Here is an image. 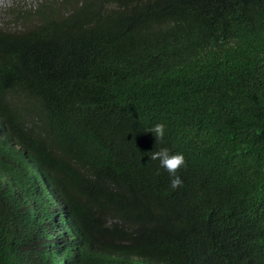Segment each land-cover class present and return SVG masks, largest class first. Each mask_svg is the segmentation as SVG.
<instances>
[{
	"label": "trees",
	"instance_id": "obj_1",
	"mask_svg": "<svg viewBox=\"0 0 264 264\" xmlns=\"http://www.w3.org/2000/svg\"><path fill=\"white\" fill-rule=\"evenodd\" d=\"M64 1L0 30V125L82 219L67 264H264V0ZM10 198L0 264H66Z\"/></svg>",
	"mask_w": 264,
	"mask_h": 264
},
{
	"label": "clouds",
	"instance_id": "obj_2",
	"mask_svg": "<svg viewBox=\"0 0 264 264\" xmlns=\"http://www.w3.org/2000/svg\"><path fill=\"white\" fill-rule=\"evenodd\" d=\"M53 1L57 0H31L32 7L28 6L27 8L26 3L19 0L12 1L4 9L0 8L2 9L0 11V30L8 26L13 27L15 17L21 19L25 12L39 10L42 5L52 7ZM91 1L95 2V0ZM69 5H73V3L65 0L62 9L55 17L60 18L65 14V9ZM146 132H151L155 136L156 142H163L165 125L156 123ZM0 142L3 149L6 150L5 162L0 166H7L0 169V190L11 194L9 202L17 207V210L32 213L36 217L35 222H42L37 218L40 215L46 214L51 217L53 222L50 223L49 229L54 235H60L62 239V243H59L55 237L53 239L57 244V250L62 249V254L66 256V264L71 262L78 255L76 248L91 242L86 241L77 233L80 227H84L81 223L82 219L66 204L63 198L61 200L57 196L58 192L45 163L35 158L18 140H13L1 125ZM151 159L158 160L159 167L172 177L171 188L175 189L182 184L181 178L177 175V170L185 163L182 153L173 154L168 148H161L152 153ZM40 204H44L45 207H41ZM108 220L109 222H107ZM105 222L110 223L111 220L106 218ZM70 249L73 251L67 257Z\"/></svg>",
	"mask_w": 264,
	"mask_h": 264
},
{
	"label": "bare ground",
	"instance_id": "obj_3",
	"mask_svg": "<svg viewBox=\"0 0 264 264\" xmlns=\"http://www.w3.org/2000/svg\"><path fill=\"white\" fill-rule=\"evenodd\" d=\"M119 249H122V248H119ZM132 254L133 253H129L127 255H121V261H122L121 264H139V262L142 261L141 257L132 256Z\"/></svg>",
	"mask_w": 264,
	"mask_h": 264
},
{
	"label": "rangeland",
	"instance_id": "obj_4",
	"mask_svg": "<svg viewBox=\"0 0 264 264\" xmlns=\"http://www.w3.org/2000/svg\"><path fill=\"white\" fill-rule=\"evenodd\" d=\"M12 1H14V0H0V8H5V7H7L8 5H10L11 4V2ZM20 2H23V3H26L27 4V6H26V8L28 7V6H31V0H19ZM32 7V6H31ZM2 9H0V11H1ZM107 222H109V220L107 221Z\"/></svg>",
	"mask_w": 264,
	"mask_h": 264
}]
</instances>
